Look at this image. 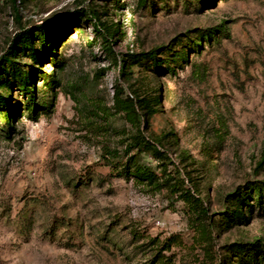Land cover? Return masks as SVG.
I'll return each mask as SVG.
<instances>
[{
	"label": "rangeland",
	"instance_id": "374dc122",
	"mask_svg": "<svg viewBox=\"0 0 264 264\" xmlns=\"http://www.w3.org/2000/svg\"><path fill=\"white\" fill-rule=\"evenodd\" d=\"M0 95V264H264V0H0Z\"/></svg>",
	"mask_w": 264,
	"mask_h": 264
},
{
	"label": "trees",
	"instance_id": "16d2710c",
	"mask_svg": "<svg viewBox=\"0 0 264 264\" xmlns=\"http://www.w3.org/2000/svg\"><path fill=\"white\" fill-rule=\"evenodd\" d=\"M11 49H13V48H11ZM4 63L11 65L13 70L16 71V78L21 83L22 87L24 89H26L27 88V81L25 79H23L22 75L19 74V72L17 70H15L14 62L11 61V58L6 56L4 58ZM0 106L4 107V109L6 111H9V103H8L7 99L5 97L1 96V95H0ZM33 109H34V107H28V111L33 110ZM4 119H5V124L8 125V115H5ZM132 142H133V145L142 144L143 147L146 148V149H152V147H154L152 145V143L146 141V139L143 137V135L139 132V129L137 130L136 135L133 137V141ZM133 145H129L126 150H129L131 148V146H133ZM128 169L129 168L127 167L126 172H129ZM136 175L142 180H149V179L151 180L152 177H153L149 173H147L145 171H142L140 168L136 169ZM188 196L190 198H193L192 195H188ZM194 200L196 201L197 204H199V201L197 199H194ZM199 212H201L202 214L205 215L206 210H205V208L203 206H201L200 209H199Z\"/></svg>",
	"mask_w": 264,
	"mask_h": 264
}]
</instances>
